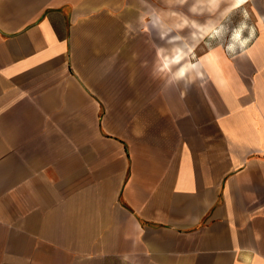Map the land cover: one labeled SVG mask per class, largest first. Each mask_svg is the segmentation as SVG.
I'll list each match as a JSON object with an SVG mask.
<instances>
[{
	"label": "crops",
	"instance_id": "1",
	"mask_svg": "<svg viewBox=\"0 0 264 264\" xmlns=\"http://www.w3.org/2000/svg\"><path fill=\"white\" fill-rule=\"evenodd\" d=\"M249 1L0 0V264H264Z\"/></svg>",
	"mask_w": 264,
	"mask_h": 264
},
{
	"label": "rangeland",
	"instance_id": "2",
	"mask_svg": "<svg viewBox=\"0 0 264 264\" xmlns=\"http://www.w3.org/2000/svg\"><path fill=\"white\" fill-rule=\"evenodd\" d=\"M245 3V2H244ZM260 24L264 26V9L258 13L254 9L252 2H248L241 8V12L235 16H227L218 25V33L211 36V45L215 43L221 44L228 48L232 41L235 40H249L256 33L251 35V31L256 32V26ZM232 51V52H231ZM229 52L233 54L234 49Z\"/></svg>",
	"mask_w": 264,
	"mask_h": 264
}]
</instances>
